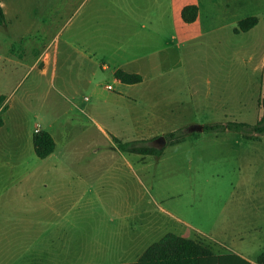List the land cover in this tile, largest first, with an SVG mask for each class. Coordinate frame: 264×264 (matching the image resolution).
Listing matches in <instances>:
<instances>
[{"label":"rangeland","instance_id":"rangeland-1","mask_svg":"<svg viewBox=\"0 0 264 264\" xmlns=\"http://www.w3.org/2000/svg\"><path fill=\"white\" fill-rule=\"evenodd\" d=\"M197 1L3 0L7 21L0 25V55L5 54L6 61L30 63L56 33L61 42L68 34L83 32L109 38L110 49L121 47L116 60L127 63L128 69H143L148 78L130 89L129 107L105 102L90 90L86 92L90 100L78 98V102L98 101L116 112L121 118L117 117L115 128L99 120L122 141L164 151L160 156L125 152L91 125L83 144L90 146L92 135L97 150L85 149L82 141L73 139L64 150L59 143L51 160L78 158L75 167L67 168L68 174L78 172L76 177L47 186L29 177L13 183L11 177L28 175V168H0V264L132 262L169 232L200 241L215 253L238 252L251 261L264 251V134L256 141L231 130L187 131L195 123L255 124L261 118L264 84L256 78L261 73L251 75V70L234 68L231 59L239 41L252 44L263 33L264 21L254 34L235 35L233 27H228L221 46L206 37L196 38L189 49L188 43L177 47L176 39L163 51L156 40L148 39L143 45L146 36L155 37L157 32L164 38L185 33L176 26L181 18L179 6ZM216 1L231 9L246 0ZM19 49H24L23 57ZM4 62L0 59L5 70L13 66ZM162 70L166 75L156 78ZM27 76L18 87L0 83V93L12 96L6 113L8 127L14 123L21 130L29 128L38 120L34 115L44 102L52 106L53 114L71 106L68 99L48 93L49 76L37 78L36 72ZM108 76L102 74L104 79ZM180 128L182 137H166ZM4 135L12 144V132ZM161 135L165 142H156ZM64 151L66 157L61 156ZM12 153L0 149L2 155ZM51 178L58 177L52 173ZM58 191L82 196L73 201L77 204L72 211V200H63L68 215L61 224H55L59 217L47 211V195Z\"/></svg>","mask_w":264,"mask_h":264},{"label":"crops","instance_id":"crops-1","mask_svg":"<svg viewBox=\"0 0 264 264\" xmlns=\"http://www.w3.org/2000/svg\"><path fill=\"white\" fill-rule=\"evenodd\" d=\"M195 5L198 7V16L194 22L186 23L183 21L182 17L176 20V26L183 27L184 31H186L185 33L179 34L176 32L172 34L171 37L168 36L164 38L160 32H157L155 37L146 36L143 45H147L148 39L152 41L156 40L157 45L161 46V50H159L163 51L173 43V39H176L177 47L188 43L189 46L187 48L189 49L190 46L193 47L194 44H192V41H195L196 38L206 37L208 38V41H214V45L218 43L221 46L222 42H226L225 40H222V37L225 38L223 34L228 27H233L232 30L235 35H239L240 33L254 34L258 31L262 21H264V1L262 0L239 1L234 3V6L231 9H229V4L216 0H200L195 2ZM1 6L6 15L3 0H1ZM183 7V5L179 6L180 11ZM254 15L259 16L257 25L248 31L235 32L234 28L241 19ZM183 23L186 26H183ZM109 40L110 39L106 37L103 39L94 36L93 34L91 35L80 32L68 34L61 42L56 33L51 37L50 42L45 49L42 52L37 53L30 63H24L22 60L6 61L4 58L5 54L0 55L2 61L13 64L11 67H6L7 70H5L0 64L1 85L6 87L15 85V87H18L27 75V77H29L30 73L36 72L37 78L49 76L50 85L48 93L50 91L55 92L53 98H66L71 102L69 109H66L67 111L57 114L51 113L50 110L52 106H48L46 105V102H44L34 115L38 120L29 126V128L21 130L19 129L21 128L20 124H18L17 127H13V123L8 127L6 113L10 109L9 103L12 96L4 92L0 93V95L6 96V99L0 105V113H2L3 117V124L0 126V149L5 147L6 150L9 149V151L14 152L12 155L0 154V168L2 169V167L4 168L9 165L12 167L25 165L28 168V175L11 177L13 183L29 177L32 182L36 183L41 181L47 186L49 185V182L61 183L65 180V177H76L78 172L75 170H69L68 174L67 168L75 167L78 164V158H74L75 160L72 158L70 160H65V158L58 161L51 160L53 157H56L55 151L57 150L59 143L64 150L67 143L73 139H78L79 144H81L82 141V145L85 149L94 147L93 149L97 150L99 146L95 145L94 139L91 137L92 135H89L88 138L90 142L92 141L90 143L91 145L87 146V144H83V142H85L84 139L88 134L87 131L90 129L91 125L96 127V132L98 134L103 135L107 139H111L114 146H117V148L120 149L113 139V136L115 135H113L112 131L107 129L109 127H105V125L107 124V126L115 128L117 117H121L116 116L117 113L110 111L106 106L98 105V101L97 104L85 103L84 105H80L78 102V98H83L84 101H89L91 97L86 95V92L90 90L91 93L96 92L98 95L105 98V102L127 108L129 107L130 99L133 98L129 95L132 86L147 81L146 79L148 78L143 69H128L125 67L127 63L116 60L115 56L121 50V47H113L110 49ZM111 44H113V42ZM237 44L239 45L234 47L237 51H235L234 57L231 59L232 66L237 69L245 68L246 70H251V75L260 72L261 74L256 78L264 84V31L259 37L252 41V44L249 43L245 45V43H242V40ZM104 45H107V47L104 48ZM245 46L247 48H245ZM20 50L21 49H19L18 53L23 57L25 51L24 49L22 51ZM33 52L34 54L36 53L35 50ZM140 58L141 57L138 59ZM21 67H25V71L19 73L17 77L13 76L14 71L18 70V68L21 69ZM158 67L159 66L156 68ZM58 69H61L60 74ZM117 69L139 73L142 76V81L133 84L122 83L115 76V71ZM3 70L4 72H2ZM166 73V71L162 70L156 78L161 79ZM102 74H108L109 78L104 79ZM251 75L250 77H253ZM189 76V73H186L187 81H190ZM150 79L153 80L151 77ZM110 80L121 89H115ZM99 119L105 122V125H102ZM118 123L120 122L118 121ZM43 131H47L52 135L55 140V149L47 157L40 158L35 152L33 139L36 134ZM9 132H12V144V141L8 139L7 135H4L5 133L9 134ZM83 134H86L84 138L82 136ZM76 149H80V146H76ZM65 151L61 156H67L65 155ZM35 157H38L39 160ZM49 163H52V165L45 168ZM52 173L58 178H51ZM26 193L27 192L22 195H26ZM81 197L80 194L78 196L77 192L71 194L66 191H58L54 194L47 195V198H49L48 213H53L55 216L59 217V220H56L55 224H61L62 219H66L68 215L67 207L62 203L63 200H68L69 198L72 200V205L70 209L68 208L72 211L76 209L77 204L73 201L79 200ZM31 203L33 204L32 201ZM61 207H64V209L61 210ZM121 231L122 230H119V232ZM122 236H124V232L122 233Z\"/></svg>","mask_w":264,"mask_h":264},{"label":"trees","instance_id":"trees-1","mask_svg":"<svg viewBox=\"0 0 264 264\" xmlns=\"http://www.w3.org/2000/svg\"><path fill=\"white\" fill-rule=\"evenodd\" d=\"M197 16L198 7L195 4L185 5L181 10V17L186 23L194 22ZM258 21L259 18L257 16L241 19L234 30L235 32L248 31L257 25ZM5 23L6 15L0 0V25ZM115 76L122 83L133 84L142 81V76L139 73L128 72L123 69H117ZM5 99V95H0V105ZM260 104L263 113L255 124L244 121L215 122L204 124V131L231 130L242 133L248 139L260 141L261 135L264 134V97L261 98ZM2 124L3 117L0 115V126ZM182 136L183 130L181 128L166 135L169 139H176V137ZM113 139L121 150L127 152L160 156L164 151L163 147L139 145L135 141L124 142L116 136H113ZM33 143L35 152L40 158L47 157L55 149V140L47 131L36 134ZM116 264H264V251L258 255L256 261H251L237 252L215 253L210 246L200 241L169 232L151 244L138 260Z\"/></svg>","mask_w":264,"mask_h":264},{"label":"water","instance_id":"water-1","mask_svg":"<svg viewBox=\"0 0 264 264\" xmlns=\"http://www.w3.org/2000/svg\"><path fill=\"white\" fill-rule=\"evenodd\" d=\"M204 130V124H192L187 127L188 132H193V131H203ZM157 142L159 143H164L166 140V137L164 135L159 136L156 138Z\"/></svg>","mask_w":264,"mask_h":264},{"label":"flooded vegetation","instance_id":"flooded-vegetation-1","mask_svg":"<svg viewBox=\"0 0 264 264\" xmlns=\"http://www.w3.org/2000/svg\"><path fill=\"white\" fill-rule=\"evenodd\" d=\"M155 141L157 142V140L155 139ZM159 143V142H158Z\"/></svg>","mask_w":264,"mask_h":264}]
</instances>
